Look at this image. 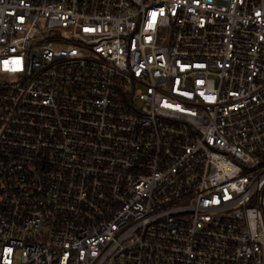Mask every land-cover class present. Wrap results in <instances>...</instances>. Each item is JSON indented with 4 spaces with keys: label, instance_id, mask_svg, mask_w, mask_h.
<instances>
[{
    "label": "built area",
    "instance_id": "2783aa9c",
    "mask_svg": "<svg viewBox=\"0 0 264 264\" xmlns=\"http://www.w3.org/2000/svg\"><path fill=\"white\" fill-rule=\"evenodd\" d=\"M0 264H264V0H0Z\"/></svg>",
    "mask_w": 264,
    "mask_h": 264
}]
</instances>
